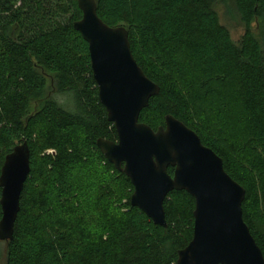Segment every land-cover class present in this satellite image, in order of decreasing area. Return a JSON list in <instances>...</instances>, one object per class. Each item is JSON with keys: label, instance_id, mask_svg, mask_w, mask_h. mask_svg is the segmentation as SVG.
<instances>
[{"label": "trees", "instance_id": "16d2710c", "mask_svg": "<svg viewBox=\"0 0 264 264\" xmlns=\"http://www.w3.org/2000/svg\"><path fill=\"white\" fill-rule=\"evenodd\" d=\"M233 2L238 43L220 0H96L160 87L140 122L157 130L172 115L223 160L246 190L243 218L264 254V0ZM82 16L78 0H0V176L17 145L27 142L31 156L0 264H177L193 238L195 199L167 196V228L131 205V180L97 147L118 134L74 28Z\"/></svg>", "mask_w": 264, "mask_h": 264}, {"label": "water", "instance_id": "95a60500", "mask_svg": "<svg viewBox=\"0 0 264 264\" xmlns=\"http://www.w3.org/2000/svg\"><path fill=\"white\" fill-rule=\"evenodd\" d=\"M78 7L83 16L74 28L88 44L99 100L118 134L116 142L101 138L97 147L131 180V205L167 228V196L185 191L195 199L193 238L179 251L177 264H264V254L243 218L245 188L199 135L174 116L167 115L165 126L157 130L140 122L160 87L138 65L124 26L103 22L96 0H78ZM30 158L24 142L5 159L0 176L2 242L13 239Z\"/></svg>", "mask_w": 264, "mask_h": 264}, {"label": "rangeland", "instance_id": "374dc122", "mask_svg": "<svg viewBox=\"0 0 264 264\" xmlns=\"http://www.w3.org/2000/svg\"><path fill=\"white\" fill-rule=\"evenodd\" d=\"M216 10L220 17L221 23L230 31L231 37L235 43H238L244 33V26L240 20L233 0H220ZM59 102L66 100L62 96H55ZM1 248H5L4 242L0 241Z\"/></svg>", "mask_w": 264, "mask_h": 264}]
</instances>
